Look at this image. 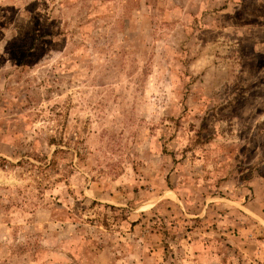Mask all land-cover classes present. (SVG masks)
Instances as JSON below:
<instances>
[{"label": "rangeland", "instance_id": "rangeland-1", "mask_svg": "<svg viewBox=\"0 0 264 264\" xmlns=\"http://www.w3.org/2000/svg\"><path fill=\"white\" fill-rule=\"evenodd\" d=\"M0 264H264V0H0Z\"/></svg>", "mask_w": 264, "mask_h": 264}]
</instances>
